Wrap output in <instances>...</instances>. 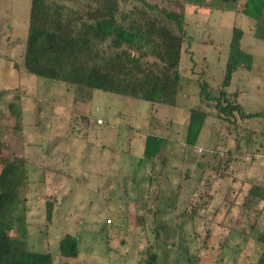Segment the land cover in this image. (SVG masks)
Returning <instances> with one entry per match:
<instances>
[{
	"label": "rangeland",
	"instance_id": "374dc122",
	"mask_svg": "<svg viewBox=\"0 0 264 264\" xmlns=\"http://www.w3.org/2000/svg\"><path fill=\"white\" fill-rule=\"evenodd\" d=\"M54 1L77 10L89 2ZM146 1L169 10L184 4ZM244 1L236 12L186 6L192 42L182 44L183 90L170 107L28 74L23 51L30 0H0V147L29 162L22 192L28 210L23 215L19 201L12 216L0 218L10 235L31 251L49 252L53 264H142L151 252L158 255L155 264H188L186 254L192 264H256L264 201L250 199L248 191L264 182V17L256 23L244 16ZM135 6L134 0L118 4L128 14ZM233 27L242 30L240 47L250 46L254 60L249 73L232 74L226 90L238 89L245 113L262 116L231 122L203 105L207 118L196 145L186 148L187 112L199 103L200 82L220 86ZM86 116L89 124L81 119ZM154 118L170 122L169 136L148 162L141 160L143 136ZM182 172L190 176L184 188ZM41 196L53 201L49 220ZM194 206L192 220L187 214ZM158 225L169 226L174 245L156 243ZM64 234L78 241L76 259L59 254Z\"/></svg>",
	"mask_w": 264,
	"mask_h": 264
},
{
	"label": "trees",
	"instance_id": "16d2710c",
	"mask_svg": "<svg viewBox=\"0 0 264 264\" xmlns=\"http://www.w3.org/2000/svg\"><path fill=\"white\" fill-rule=\"evenodd\" d=\"M134 1L137 6L128 14L119 12V0H89L82 10L70 9L54 0H30L24 70L43 81L101 90L154 105L176 106V97L183 90L179 73L182 44L190 47L192 42L184 24L186 6L206 5L211 11L236 12L238 0H184L175 10L158 8L146 0ZM241 13L260 23L264 17V0H245ZM242 36V30L233 27L220 86L213 89L207 81L199 83V103L189 109L186 116V148L196 145L207 118L203 105L212 106L219 116L231 122L237 117L247 121L262 116L245 113L239 103L238 89L226 90L234 72L249 73L252 68L254 59L249 53L250 46L240 47ZM81 119L89 124L87 116ZM153 121L149 122L152 127L143 136L141 160L148 162L161 154L169 136L170 122L156 118ZM3 152L0 147V218L12 216L19 201L25 205L24 215L28 200L22 192L27 187L29 162L23 156L4 155ZM205 162L208 165L207 159ZM198 171L193 170L194 173ZM203 171L197 175L201 177ZM189 178L188 172H182L179 187L184 188ZM248 197L264 201V182L251 184ZM41 199L49 220L53 201L43 196ZM187 216L192 220L197 216L195 206ZM156 228L157 244L174 245L168 225ZM10 229L0 221V264H53L49 252L29 250L25 241L10 235ZM257 239L263 243V250L256 264H264V237L261 235ZM57 248L60 256L66 259H76L79 254L78 241L70 234L59 239ZM185 256L187 263L192 264L191 255ZM157 257L151 252L142 264H155Z\"/></svg>",
	"mask_w": 264,
	"mask_h": 264
},
{
	"label": "built area",
	"instance_id": "2783aa9c",
	"mask_svg": "<svg viewBox=\"0 0 264 264\" xmlns=\"http://www.w3.org/2000/svg\"><path fill=\"white\" fill-rule=\"evenodd\" d=\"M97 123H98V124H101V121H100V120H97ZM107 222L109 223V220H108Z\"/></svg>",
	"mask_w": 264,
	"mask_h": 264
}]
</instances>
